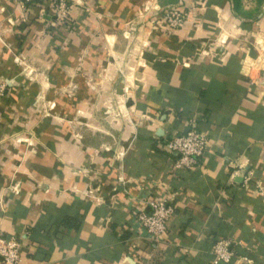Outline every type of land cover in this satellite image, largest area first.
<instances>
[{
  "label": "crops",
  "instance_id": "crops-1",
  "mask_svg": "<svg viewBox=\"0 0 264 264\" xmlns=\"http://www.w3.org/2000/svg\"><path fill=\"white\" fill-rule=\"evenodd\" d=\"M65 1L56 25V0H0V237L20 264H213L216 240L264 264V5ZM173 6L176 32L159 22ZM193 128L211 146L172 170L164 145ZM157 195L173 214L155 243L131 216Z\"/></svg>",
  "mask_w": 264,
  "mask_h": 264
},
{
  "label": "built area",
  "instance_id": "built-area-1",
  "mask_svg": "<svg viewBox=\"0 0 264 264\" xmlns=\"http://www.w3.org/2000/svg\"><path fill=\"white\" fill-rule=\"evenodd\" d=\"M30 0H22L28 3ZM264 11V8H263ZM52 14L56 25H62L68 17V5L65 0H56L52 6ZM188 18V13L180 10L179 6L167 7L162 10L159 22L170 32H176L182 28ZM6 87L0 83V97H3ZM165 150L174 159L171 164L172 170H192L196 168L199 161L207 153L211 146V140L205 133L196 129H190L181 135H172L165 143ZM233 171L229 174L232 182L237 176ZM247 174L246 181L250 180ZM254 190L264 198V188L259 182L254 185ZM149 212L135 210L131 216V224L134 228L143 230L148 240L159 242L167 229V223L173 214V206L162 195L152 196L146 200ZM229 240H216L211 244L210 254L213 264H235V257L231 250ZM246 258H240L236 263L246 262ZM20 242L15 237H0V264H20Z\"/></svg>",
  "mask_w": 264,
  "mask_h": 264
},
{
  "label": "rangeland",
  "instance_id": "rangeland-1",
  "mask_svg": "<svg viewBox=\"0 0 264 264\" xmlns=\"http://www.w3.org/2000/svg\"><path fill=\"white\" fill-rule=\"evenodd\" d=\"M133 37H132V39H133ZM134 40L136 41V39H134ZM133 41H132V43H133ZM136 56H138V55L135 53V51L133 49L127 51V57L129 59H133ZM128 73H129V71H125V74L124 75L125 76H128ZM120 74L122 76V72L121 71L117 72V75H119L118 79L121 78L120 77ZM125 83H126L125 84L126 86H129V83H127V82H125ZM113 102L115 103L114 105H118V104L120 105V104H122V99L119 98V100L116 99V100H113ZM41 105H42V103H41V100H40L39 101V106H41ZM44 105H45V108L42 111H40V115H45V114L48 113V115L50 117H56L57 116V113L54 110V104L53 103H49L48 105H46V102H44ZM39 106L36 107V108H39ZM39 110H41V109H39ZM111 110L112 109L110 108V106H107L105 108L104 113H103V118L105 120L106 119L107 120L108 119L110 120V118H112L111 120H114V119L117 120V119L121 118V116H122V111L121 110H117V109H114V111H111Z\"/></svg>",
  "mask_w": 264,
  "mask_h": 264
},
{
  "label": "trees",
  "instance_id": "trees-1",
  "mask_svg": "<svg viewBox=\"0 0 264 264\" xmlns=\"http://www.w3.org/2000/svg\"><path fill=\"white\" fill-rule=\"evenodd\" d=\"M253 1L255 2L256 7L260 8L261 6L264 5V0H253ZM231 2H232L233 10L236 13L240 14L241 13V0H231ZM246 14L242 13L243 16Z\"/></svg>",
  "mask_w": 264,
  "mask_h": 264
}]
</instances>
